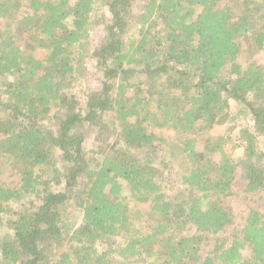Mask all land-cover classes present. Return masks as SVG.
I'll return each instance as SVG.
<instances>
[{
    "label": "trees",
    "instance_id": "1",
    "mask_svg": "<svg viewBox=\"0 0 264 264\" xmlns=\"http://www.w3.org/2000/svg\"><path fill=\"white\" fill-rule=\"evenodd\" d=\"M256 52L264 0H0V264H264Z\"/></svg>",
    "mask_w": 264,
    "mask_h": 264
},
{
    "label": "rangeland",
    "instance_id": "2",
    "mask_svg": "<svg viewBox=\"0 0 264 264\" xmlns=\"http://www.w3.org/2000/svg\"><path fill=\"white\" fill-rule=\"evenodd\" d=\"M23 5L25 7L26 0H22ZM247 58H251L257 62H261L262 59H264V52H256L254 54L248 53L246 54ZM232 106V112H236L238 107L234 106V102L231 101L230 103ZM237 123L239 124H250V121L248 122L247 120L242 119L241 121L234 122L233 128L230 127V125H220L214 127V129L211 131L212 134H220L224 133L226 131H230L234 136L236 135L237 131ZM239 127V126H238ZM155 133L158 135L159 138L162 139L164 142H170L171 138L173 137V133L170 130L166 129H156ZM1 179L10 185L14 186L17 183L18 177L10 172H7L1 176ZM245 182L241 181L239 178L238 172L235 174V180L232 183V191L235 195L232 197L233 201V208H234V213L236 214V222H240V216L244 215L248 207H254V208H259L262 209L264 207V193H259L256 195H249L245 196V194H242V191L244 189ZM27 197L25 198V202L27 201ZM225 235H228L225 233ZM212 244V240H209V243L206 245L205 249L209 250ZM248 252L245 250L244 254L246 255Z\"/></svg>",
    "mask_w": 264,
    "mask_h": 264
}]
</instances>
